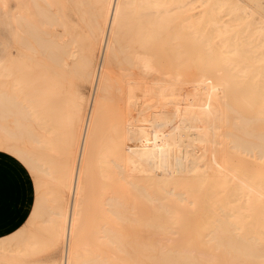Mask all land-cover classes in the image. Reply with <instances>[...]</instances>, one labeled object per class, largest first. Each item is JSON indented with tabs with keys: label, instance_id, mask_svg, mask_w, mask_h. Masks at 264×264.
Segmentation results:
<instances>
[{
	"label": "bare ground",
	"instance_id": "6f19581e",
	"mask_svg": "<svg viewBox=\"0 0 264 264\" xmlns=\"http://www.w3.org/2000/svg\"><path fill=\"white\" fill-rule=\"evenodd\" d=\"M51 1L16 0L0 62V137L36 146L18 155L36 185L28 222L57 247L47 263L264 264V0H69L93 12L82 54ZM112 87L122 110L103 130ZM21 230L17 254L39 253Z\"/></svg>",
	"mask_w": 264,
	"mask_h": 264
},
{
	"label": "rangeland",
	"instance_id": "374dc122",
	"mask_svg": "<svg viewBox=\"0 0 264 264\" xmlns=\"http://www.w3.org/2000/svg\"><path fill=\"white\" fill-rule=\"evenodd\" d=\"M57 2L55 3L51 1L50 5L57 4ZM38 3L40 6L47 8L46 3L40 2V1H38ZM59 3L61 5L60 13L63 16L65 15L69 17L72 21L75 22L78 36L80 35L79 36L80 38L78 36L77 38L81 39V37H83L81 40L78 39L79 41H77V43L79 44L76 43L77 46H79V47L76 46L78 53L81 52L82 54L81 50L84 51V45H83L84 35L87 36L89 33V25L91 23V17L93 15V12L92 14L87 12V9L90 8L87 3H84V14L82 15L78 14L79 12H76L74 7L69 3V0H59ZM89 5L94 6L95 4L89 3ZM57 7H59V4H57ZM15 9H16V0H0V62L9 59L11 56L15 55V52H16L15 36H16L17 25L14 19ZM52 9H53L52 13H58L56 11L58 9H56L55 6H53ZM260 9H259V12L264 16L263 14L264 13V2L262 1L260 4ZM197 12L198 11H194L193 13H197ZM113 66H111V70H109L111 71V73H112ZM123 66L125 68L124 64L120 65L118 63H116V65L114 66L113 68L114 75H112V77L114 76L113 78L114 84L116 82L117 83L121 82L122 73L120 72L124 69ZM119 68H121V70ZM32 79L33 77H31V79L29 80L30 85H31ZM61 83L63 86L62 87L63 90L65 89L73 90V89H76L75 86H77L78 84V78L70 73L67 77H64L61 79ZM178 86H181L184 88L187 87V85L186 86L178 85ZM114 89L115 88L112 87V90L110 91L112 93H110L111 95L109 96L110 100H108L105 103V109L103 110V113L101 115L103 130L107 128L114 119L119 117L120 111L122 110V105L118 101V98L116 96L117 92ZM113 92H114V95H112ZM83 93L85 96H89L88 87L83 88ZM64 99L68 100L66 96L64 97L62 96L60 100L65 101ZM12 123H13V117L7 118V126L10 129H14V125H12ZM32 126L34 125L32 124ZM20 137L21 139L18 140V138ZM20 137H16L17 140H15V138L14 139L11 138L10 140V138L4 139L3 136L0 137V147L2 146V148L0 149V235H4V236H0V245L4 246L5 244V246L2 247V249L0 246V264H10V263L11 264H21L23 262L25 263L34 262L35 263V262H40V261H41V264H52V263H47L48 262L47 258L49 260L51 257H53L55 248L57 247L54 246L53 241L51 238H49L48 234L43 233V230L41 231V229L38 227L36 222L32 223V220H31V223L28 222L31 219L30 215L32 213L33 202L35 199L34 180L31 176L30 170L26 168V166L20 161V158L18 155L20 153L19 150L25 149L28 153L33 154V153H36L37 149L33 141H31V139L29 138L27 139L25 138V136H20ZM12 139L15 141V142L13 141L14 143H11ZM6 142L8 143L6 144ZM9 144H13V145L8 146ZM17 145L20 146V149L19 147L17 149ZM8 147L9 149L10 148L12 149L10 150V152H8L9 151ZM3 148H6V149L4 150ZM13 150L15 152L18 151L17 155L11 153V152L15 153ZM53 162H55L54 159H52V163ZM92 171L94 172L95 169L93 168ZM94 179H95V176H92V180ZM47 182L51 186L47 187L45 190L51 193V191L54 190V187H53L54 182L48 179H47ZM95 189H96V186L93 185V188L90 190V193H89L88 201L85 203V209L90 208L91 198H94L96 194ZM47 200L49 201V203H47V206H49L47 208L49 209L50 207H53V203L51 204V200H52L51 197H49ZM21 229L24 230L25 234L28 233L27 235L29 234L37 235L39 237V240H42V243L44 242L43 246H40L39 248L40 250L39 253L36 249L32 252L33 255L31 252H29L26 258H25V255L23 258L22 257L23 255L21 256L20 254H17L19 253L21 249V245H20L21 244L20 235L22 232ZM41 233H43L44 235ZM15 235H17L16 237H18L17 239ZM83 238L84 236L78 237V240H80L82 244H84ZM8 239L9 240L11 239L13 241L11 242ZM59 246L60 244L58 245V247ZM41 247H44V248H41Z\"/></svg>",
	"mask_w": 264,
	"mask_h": 264
},
{
	"label": "crops",
	"instance_id": "0c3cea01",
	"mask_svg": "<svg viewBox=\"0 0 264 264\" xmlns=\"http://www.w3.org/2000/svg\"><path fill=\"white\" fill-rule=\"evenodd\" d=\"M34 182H35V180H34ZM34 191H35V197L37 198V195H36L37 192H36V185H35V183H34ZM36 198L34 199V202H33V208H34V205H35V202H36ZM32 211H33V209H32ZM0 236H4V235H0Z\"/></svg>",
	"mask_w": 264,
	"mask_h": 264
}]
</instances>
